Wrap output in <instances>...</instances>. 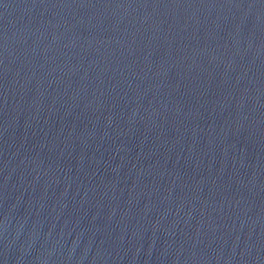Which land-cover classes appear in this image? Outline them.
Returning <instances> with one entry per match:
<instances>
[{"label":"water","instance_id":"1","mask_svg":"<svg viewBox=\"0 0 264 264\" xmlns=\"http://www.w3.org/2000/svg\"><path fill=\"white\" fill-rule=\"evenodd\" d=\"M0 264H264V0H0Z\"/></svg>","mask_w":264,"mask_h":264}]
</instances>
